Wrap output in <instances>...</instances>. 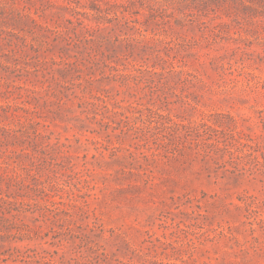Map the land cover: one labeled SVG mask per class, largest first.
<instances>
[{
	"label": "rangeland",
	"instance_id": "374dc122",
	"mask_svg": "<svg viewBox=\"0 0 264 264\" xmlns=\"http://www.w3.org/2000/svg\"><path fill=\"white\" fill-rule=\"evenodd\" d=\"M116 1L0 0V257L264 264V0Z\"/></svg>",
	"mask_w": 264,
	"mask_h": 264
},
{
	"label": "trees",
	"instance_id": "16d2710c",
	"mask_svg": "<svg viewBox=\"0 0 264 264\" xmlns=\"http://www.w3.org/2000/svg\"><path fill=\"white\" fill-rule=\"evenodd\" d=\"M98 1H102V0H91V8L93 9V10H96V11H98V13H105V15H103V16H101V15H99L98 17H105V18H102V19H104L105 20V22H110L111 20H123V21H125V23L126 24H128V25H130L131 24V22H134L133 20L132 21H129L127 18H126V16L124 15V14H122V15H120V13L118 12V11H114L115 9H116V7H118V8H125L124 9V11H129L128 9H129V6H127V5H124V4H119L116 0H112V1H106L105 3H106V9H102L100 6H99V4H98ZM123 13V12H122ZM108 15H112V17H110V16H108ZM97 17V18H98ZM101 20V19H100ZM98 21V29H96V31L97 30H100L101 29V26H100V23H101V21ZM85 28L88 30V31H92L93 30V28L92 27H90V26H88V25H86L85 26ZM34 50H35V48L34 47H32ZM55 64H57L56 63V61H55ZM155 74H156V72H155ZM18 76H20V75H18ZM1 83V82H0ZM8 87H7V90H6V92L5 93H8V92H12L11 91V89H9L10 87H12V88H14L15 90H20V93H19V95H20V98H23V94H22V90H25V92L27 93V96L28 97H30L32 100H29V101H24L25 103H29V104H31V103H33L34 101H38L39 100V95H40V91H38L37 89H34V88H26L25 86H22V85H17V84H12V85H7ZM100 100L103 102V103H106V100L105 99H103V98H100ZM37 103H35V105H36ZM0 108H2L3 110H5L6 111V113H10V115L13 117V118H15V119H18V121L20 122V124H21V127H24L25 126V123H24V121H23V117H22V115H20L19 113H17L19 110H21V111H24L25 113H27L29 116H26V118H25V120L27 121V122H29V123H31L30 125H33V124H40L41 122L40 121H38L37 120V117H38V114H39V111H38V108H37V106L35 107V108H32V107H28V106H26V105H24V106H18V105H12V104H6V105H1L0 106ZM39 118H42V116L41 115H39ZM175 124L176 125H181V126H183L184 128L185 127H187L186 125H183V124H179V123H176L175 122ZM204 126H207L209 129H212L213 131H215V132H220V130H218V129H216V128H214L213 126H211V125H209V124H207V123H204L203 124ZM193 129H195V130H197V128L196 127H192ZM13 132H17L18 130H12ZM9 133H11L10 131H9ZM39 138H42V139H44L45 138V136L42 134V133H39V132H37L36 130L34 131V136H33V139L35 140V141H37ZM239 144H241V145H244V143H240L239 142ZM208 145V147H210V146H215V147H219L217 144H207ZM48 146H50V144L48 145ZM58 147V143L57 144H54L53 145V147ZM22 151L24 152L25 151V149H22ZM145 157H147V156H145ZM39 162H41V159H39L38 160ZM37 161V162H38ZM258 163H260V161L259 160H256ZM36 162L34 161V164H35ZM235 166H237L238 165V163H233ZM38 165H40L41 166V163H38ZM41 168V167H40ZM25 185V184H24ZM3 200H4V203H7V204H9V205H11L12 203H13V201H10V200H5L4 198H3ZM58 202H53V205H56ZM46 209H48L49 211H53L54 209H50V208H46ZM14 249V251H17V252H21L20 251V248H18V247H14L13 248ZM10 259H12V261L13 262H21V263H23V264H32V262H31V260H29V257L28 256H23V258H19V257H17L16 259H14V258H12V257H8V258H1L0 257V260H2L3 262H6V261H8V260H10ZM45 263L46 264H50V261H45Z\"/></svg>",
	"mask_w": 264,
	"mask_h": 264
}]
</instances>
